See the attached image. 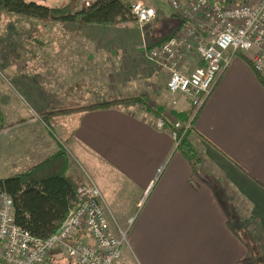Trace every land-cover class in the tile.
<instances>
[{"label": "crops", "instance_id": "crops-1", "mask_svg": "<svg viewBox=\"0 0 264 264\" xmlns=\"http://www.w3.org/2000/svg\"><path fill=\"white\" fill-rule=\"evenodd\" d=\"M143 1L156 7L159 19L170 6ZM100 27H82L71 45L63 40L65 46L50 48L48 57L33 56L28 70L33 63L34 73L14 76L11 84L0 78V179L26 171L63 145L69 172L82 176L83 167L91 174L118 222L125 226L135 217L116 264H264V85L258 74L241 54L222 72L190 131L199 156L193 166L172 134L155 126L164 113L149 105L43 116L57 106L142 95L174 116L191 112L186 96L158 82L160 74L133 33ZM52 255L70 261L63 251Z\"/></svg>", "mask_w": 264, "mask_h": 264}, {"label": "built area", "instance_id": "built-area-1", "mask_svg": "<svg viewBox=\"0 0 264 264\" xmlns=\"http://www.w3.org/2000/svg\"><path fill=\"white\" fill-rule=\"evenodd\" d=\"M167 1L180 17V26L159 43L144 44V53L156 71L167 74L171 94L186 96L197 112L239 54L247 57L264 80V0ZM129 13L141 29L158 15L156 7L143 0L132 2ZM155 126L167 129L176 147L192 129L191 121H182L171 113L163 114ZM82 177L77 206L46 239L16 223L14 200L0 190V264H44L57 251H63L75 264H116L128 245L135 217L121 225L102 190L83 167ZM79 232L83 236L76 240ZM86 234L93 243L85 240Z\"/></svg>", "mask_w": 264, "mask_h": 264}, {"label": "trees", "instance_id": "trees-1", "mask_svg": "<svg viewBox=\"0 0 264 264\" xmlns=\"http://www.w3.org/2000/svg\"><path fill=\"white\" fill-rule=\"evenodd\" d=\"M129 8L130 4L127 6L123 0H95L88 6H75V8H71L72 10H67L66 7H51L35 0H0V13L6 11L35 17L43 21L75 23L79 27L95 24L114 25L124 19V16L129 13ZM242 56L248 61L245 55L242 54ZM260 80L264 85V80ZM132 103L149 105V108L155 110L159 116L165 109L164 106H159V110L156 109V106L150 104L144 95L110 99L74 109L94 110ZM67 111L70 110H52L49 111V114ZM198 111H194L193 107L187 118L181 114H175V117L185 122L191 121L193 126ZM3 120L4 115L0 106V129L4 127ZM190 131L181 139L178 149L193 166H196L199 156L190 141ZM69 167V154L62 145L52 156L26 171L0 179V190L10 194L14 200L17 224L42 239H46L58 231L69 212L77 206V189L83 182L81 175L69 172ZM82 236L83 233L79 232L78 237ZM236 264L259 263L245 259Z\"/></svg>", "mask_w": 264, "mask_h": 264}, {"label": "rangeland", "instance_id": "rangeland-1", "mask_svg": "<svg viewBox=\"0 0 264 264\" xmlns=\"http://www.w3.org/2000/svg\"><path fill=\"white\" fill-rule=\"evenodd\" d=\"M123 1L128 6V4H131L132 2L137 1V0H123ZM87 2H93V1L91 0H80V1L71 0L68 3V0H53V1H50L48 5L51 7H58V6L66 7L67 10L68 9L72 10L71 8L73 7L75 8V6H81V5L87 6L88 5ZM166 2L169 3L167 0ZM170 6L168 5L167 9L163 12V16H164L163 19H159V17H157L156 20L145 24L142 29L138 26L137 22L130 15V13H127V15L124 16V19H121L120 22L114 25H107L108 27H106V25H102V27L100 28L106 29V30H112V32L121 33L122 35L123 33H125L128 37L133 33L134 40L140 41V43L144 47V44H150V42L159 41L173 34L174 32L178 30L180 23H181V19L180 17L174 14L173 9ZM81 29L83 28L79 27L75 23H62L60 21H54V20L53 21L52 20L43 21L35 17H28L25 15L8 13L6 11L0 13V70L2 73V75L0 74V78L5 77L6 80L9 81L11 84V82L14 80V76L18 78L19 75L24 76L25 73L27 74L34 73L33 70L31 69L33 63L30 66V70H28L29 59H32L33 56H37L38 58H43L45 56L48 57L50 48L56 49L57 47L58 49H60L61 47L65 46L64 43L65 44L68 43L66 42L68 40H69V45H71L72 40L70 39L71 38L75 39V36L78 34V32ZM35 50L37 54H34ZM46 52H48L47 55H46ZM143 55L145 56L144 52H143ZM147 61L148 63L152 65V63L148 59ZM19 64H22L23 68H25L23 70V73L21 72L23 68L19 69V66H18ZM1 67H3L4 70ZM41 72L42 73L36 74L37 80H38L39 75H42L43 77L44 72L43 71ZM156 72L160 74L159 75L160 79L158 80L159 83L163 81L164 82L167 81L168 78L165 72H159V71H156ZM39 79H41V77ZM41 83H44V80H42ZM40 89H43V87L41 86ZM19 93L21 95V97L19 98L23 97L25 102L29 104L28 97L21 90L19 91ZM58 98L59 97H57L56 95H53V99L55 101H57ZM13 99H10V100H13ZM149 103L151 104V102ZM16 104L17 103L13 102L10 106V110L15 111ZM87 105H91V104H75V105L67 104L66 107L57 106L53 108L52 110L55 111V110L69 109L70 111L56 112L52 114H49V112L47 113L45 112L46 113L45 115L46 116L52 115L53 119L63 118V117H67V116L74 114V112L82 111L80 109H74V108L81 107V106H87ZM29 106H30V110L32 111V113L35 114V111H37V109L30 104ZM158 106H163V105H159V104L156 105V107ZM164 107H167V106L164 105ZM163 113L164 114L170 113V111L166 110V111H163ZM40 116L41 114L37 115L38 118H41ZM3 123H4V120H3ZM88 237H91V236L89 235ZM75 239L79 240V237L77 236ZM86 240L89 241L90 238H86ZM56 258H58V256L50 255L44 264H72L70 263V261L64 258H60L59 260H57L58 261L57 262Z\"/></svg>", "mask_w": 264, "mask_h": 264}]
</instances>
